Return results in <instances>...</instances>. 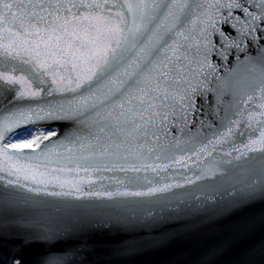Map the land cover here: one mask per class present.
Listing matches in <instances>:
<instances>
[{
    "label": "snow or ice",
    "instance_id": "obj_1",
    "mask_svg": "<svg viewBox=\"0 0 264 264\" xmlns=\"http://www.w3.org/2000/svg\"><path fill=\"white\" fill-rule=\"evenodd\" d=\"M235 9L244 20L233 16ZM261 22L264 0H0V89L15 91L17 101L76 94L66 102L16 107L0 117V180L54 196H145L182 187L113 193L84 185H93L92 173L102 170L155 171L154 164L142 161L158 153L160 136L170 126L186 124L195 96L203 94L200 89L215 71L209 60L212 35L218 33L226 48L240 46L218 25L230 23L243 42L247 36L258 39V28L264 33ZM219 54L227 58L226 51ZM260 73L244 101L253 104L245 122L256 125L258 136L234 149L242 156L264 153V51ZM46 120H80L91 131L56 142L55 131L39 128L9 136ZM231 132L229 127L226 135Z\"/></svg>",
    "mask_w": 264,
    "mask_h": 264
},
{
    "label": "water",
    "instance_id": "obj_2",
    "mask_svg": "<svg viewBox=\"0 0 264 264\" xmlns=\"http://www.w3.org/2000/svg\"><path fill=\"white\" fill-rule=\"evenodd\" d=\"M223 12L227 15V9ZM233 16L245 19L239 9ZM218 27L240 46L226 48L218 33L212 35L209 60L215 71L200 89L203 94L195 96L186 124L170 126L160 136L162 148L142 161L156 170H102L92 173L93 185H84L113 193L182 187L145 196H54L0 180V264H264V153L242 156L234 150L258 136L256 125L245 122L253 104L244 101L260 79L264 33L258 28V39L247 36L240 42L230 23ZM43 87L46 93L50 85ZM15 95L0 89V117L16 107L66 102L76 94H45L39 101H17ZM36 128L55 131L52 142L91 131L80 120H46L9 136ZM202 145L206 151H200Z\"/></svg>",
    "mask_w": 264,
    "mask_h": 264
},
{
    "label": "rangeland",
    "instance_id": "obj_3",
    "mask_svg": "<svg viewBox=\"0 0 264 264\" xmlns=\"http://www.w3.org/2000/svg\"><path fill=\"white\" fill-rule=\"evenodd\" d=\"M32 130L35 131V129H32ZM20 133H23V134H25V135L27 134L26 131H22V132H18V133H16L15 135L20 134ZM13 136H14V135H13Z\"/></svg>",
    "mask_w": 264,
    "mask_h": 264
},
{
    "label": "bare ground",
    "instance_id": "obj_4",
    "mask_svg": "<svg viewBox=\"0 0 264 264\" xmlns=\"http://www.w3.org/2000/svg\"><path fill=\"white\" fill-rule=\"evenodd\" d=\"M42 130V129H41ZM43 131H46V130H43Z\"/></svg>",
    "mask_w": 264,
    "mask_h": 264
}]
</instances>
